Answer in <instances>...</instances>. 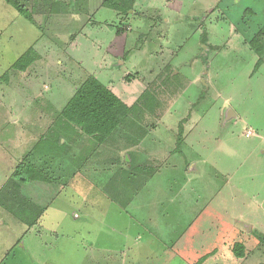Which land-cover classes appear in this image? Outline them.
<instances>
[{"label":"rangeland","instance_id":"374dc122","mask_svg":"<svg viewBox=\"0 0 264 264\" xmlns=\"http://www.w3.org/2000/svg\"><path fill=\"white\" fill-rule=\"evenodd\" d=\"M14 1L33 21L0 0V264H264V0ZM90 77L141 108L103 144L61 121Z\"/></svg>","mask_w":264,"mask_h":264},{"label":"trees","instance_id":"16d2710c","mask_svg":"<svg viewBox=\"0 0 264 264\" xmlns=\"http://www.w3.org/2000/svg\"><path fill=\"white\" fill-rule=\"evenodd\" d=\"M4 1L9 6L15 8L16 11L23 17L33 21L32 14L19 3L14 0ZM134 2L135 0H104L102 6L121 14H128L132 10ZM248 44L256 54L261 55L263 53V48L262 45L259 44V39H253ZM33 55L34 58L31 59L30 57ZM34 59L35 52L34 50L29 49L15 64H13L12 68L14 70H18L19 72H25L34 62ZM258 64L260 65V61ZM147 96L150 97V100L147 99ZM142 99L144 100L142 101ZM139 101L142 103V107H144V109H150L154 103V99L149 94L142 96ZM140 109V106L137 105L128 107L104 84L99 82L94 77H90L76 89L72 97L69 99L63 109L61 121L64 125H72L80 128L84 134L92 137L98 143L103 144L114 133V131L128 119V116L131 113L141 111ZM182 134L183 126L181 125L178 144L182 141ZM42 141L45 143L51 142L48 138H42ZM58 144L60 146H58ZM58 144L53 141L52 144L48 145L44 149L39 146L37 149L43 152L56 153L61 149L59 147H62L60 141ZM50 148H53L54 150H50ZM20 177L18 180L25 185L28 184L29 181L42 184L41 181L46 180L45 178L40 177L38 171L29 167L24 169V173L21 174ZM19 188L22 189L21 187ZM39 197L43 200L47 198L46 195H40ZM24 200L25 201H23L22 204H19L18 201L13 202V204L18 205L16 207L21 210L19 214L16 213L13 214V216L20 218L21 215H25V221L30 222L28 225L31 226L34 222L38 224L43 217L42 214H45V211L35 207L38 205L35 199V201L33 198L32 200L28 198H25ZM41 201L42 200H38V202Z\"/></svg>","mask_w":264,"mask_h":264},{"label":"crops","instance_id":"0c3cea01","mask_svg":"<svg viewBox=\"0 0 264 264\" xmlns=\"http://www.w3.org/2000/svg\"><path fill=\"white\" fill-rule=\"evenodd\" d=\"M165 21V20H164ZM166 22V21H165ZM171 29H172V27H170L169 28V30H168V35H167V38L165 37V39L162 41V43H161V45L162 46H166L168 49L169 48H171V49H175L176 47H174V45H175V39H171V37H170V33H171ZM156 30V29H155ZM170 31V32H169ZM232 36H233V33H232V35H231V38H232ZM211 39L212 38V36H211V33H210V35L209 36H207V38L206 39ZM165 41V42H164ZM203 41H206V40H204L203 39ZM204 45V44H203ZM213 45V44H212ZM218 46V45H217ZM213 47H215V45H213ZM232 47V42H231V45H230V48ZM110 90V89H109Z\"/></svg>","mask_w":264,"mask_h":264},{"label":"water","instance_id":"95a60500","mask_svg":"<svg viewBox=\"0 0 264 264\" xmlns=\"http://www.w3.org/2000/svg\"><path fill=\"white\" fill-rule=\"evenodd\" d=\"M227 120H230L231 118H233V112L232 111H229L228 113H227Z\"/></svg>","mask_w":264,"mask_h":264}]
</instances>
